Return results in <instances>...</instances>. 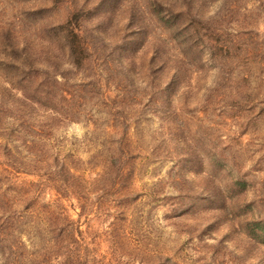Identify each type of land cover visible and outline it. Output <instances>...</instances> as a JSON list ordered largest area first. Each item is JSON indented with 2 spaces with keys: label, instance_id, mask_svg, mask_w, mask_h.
<instances>
[{
  "label": "rangeland",
  "instance_id": "obj_1",
  "mask_svg": "<svg viewBox=\"0 0 264 264\" xmlns=\"http://www.w3.org/2000/svg\"><path fill=\"white\" fill-rule=\"evenodd\" d=\"M0 264H264V0H0Z\"/></svg>",
  "mask_w": 264,
  "mask_h": 264
},
{
  "label": "trees",
  "instance_id": "obj_2",
  "mask_svg": "<svg viewBox=\"0 0 264 264\" xmlns=\"http://www.w3.org/2000/svg\"><path fill=\"white\" fill-rule=\"evenodd\" d=\"M76 38H77V36H76ZM25 100L29 101L28 98H26ZM38 103L39 102L33 101L31 104L34 106V105H38ZM28 106H29V104H21V107L27 108ZM31 153H32L33 157L35 158L36 154H34L33 152H31ZM9 154H11L10 151H9ZM73 157H75V156L70 155V159H72ZM51 159L54 160V162H56V164H54L55 165V173L58 175L56 183H57V185H59L58 187H60V185H61V187H64L65 190H62V192H63L62 195L67 194L68 189L75 187L74 186L75 182L72 183V181L78 180L77 172H78L79 168L76 164L75 165L69 164L67 162L68 160L66 158H64V157L61 158V156H58V155H55V156L52 155ZM60 162H61V164H60ZM35 163L40 164V165L46 164V160H41L40 158H37ZM113 164H115V163H113ZM117 165H119V164H117ZM33 167H34V164H33ZM121 170H122V166H120L116 169V171L114 173L116 177L119 175ZM3 172L6 173L7 170L4 169ZM27 173L30 174L31 172H27ZM72 191H75V190H72ZM13 218L15 219V217H13ZM64 220L68 223L66 224V226H64L65 228L63 229L64 230L63 234L67 239L74 240L75 234H80L81 231L78 227L75 226V224H77V223H75L74 221L66 220V218H64ZM58 221H60V219H57L55 221L56 224L58 223ZM61 228H58L57 234L60 233ZM71 242H74V241H71Z\"/></svg>",
  "mask_w": 264,
  "mask_h": 264
}]
</instances>
